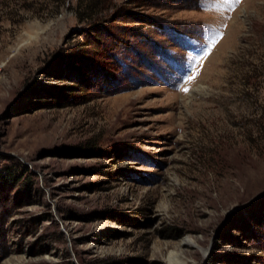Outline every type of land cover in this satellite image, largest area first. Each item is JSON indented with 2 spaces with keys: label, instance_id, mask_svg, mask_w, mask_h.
<instances>
[{
  "label": "rangeland",
  "instance_id": "rangeland-1",
  "mask_svg": "<svg viewBox=\"0 0 264 264\" xmlns=\"http://www.w3.org/2000/svg\"><path fill=\"white\" fill-rule=\"evenodd\" d=\"M78 4L0 0V264H264V0Z\"/></svg>",
  "mask_w": 264,
  "mask_h": 264
},
{
  "label": "trees",
  "instance_id": "trees-1",
  "mask_svg": "<svg viewBox=\"0 0 264 264\" xmlns=\"http://www.w3.org/2000/svg\"><path fill=\"white\" fill-rule=\"evenodd\" d=\"M110 2V0H79V4H78V9L79 11H81V13L79 12V20H84V18H82L81 16H84V14H86V12H92L93 9H103V6L105 4H108ZM101 12H103V10H101ZM86 16V15H85ZM98 17V13H94L91 16L86 17V22L87 23H92L96 18ZM101 31L98 30V33H100ZM104 34H107V32H105Z\"/></svg>",
  "mask_w": 264,
  "mask_h": 264
}]
</instances>
